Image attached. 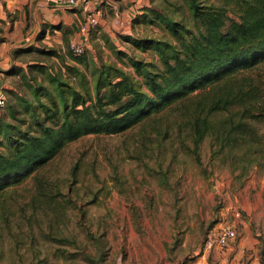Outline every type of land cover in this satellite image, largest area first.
Segmentation results:
<instances>
[{"label": "rangeland", "instance_id": "1", "mask_svg": "<svg viewBox=\"0 0 264 264\" xmlns=\"http://www.w3.org/2000/svg\"><path fill=\"white\" fill-rule=\"evenodd\" d=\"M168 3L187 11L182 0L147 4L169 10ZM100 25L87 36L88 78L103 62L130 72L128 57L158 63L152 46L142 48L133 39L169 36L157 21L134 27L124 22L118 25L130 26V33L119 34L115 45L107 32H98ZM44 41L22 50L48 47ZM48 48L71 62L66 45ZM36 59L66 74L60 58L35 51L15 55L16 67L24 72ZM33 72L44 78L38 69ZM8 77L0 88L7 103L16 104L18 95L31 98L19 75ZM180 108L121 133L72 141L34 176L1 192L0 264H264V166L241 176L212 155L209 138L199 146L198 162L185 147L192 144L188 130L179 127ZM0 116L11 120L5 109ZM38 191L45 195L33 200ZM224 225L236 227L234 242L208 247V237Z\"/></svg>", "mask_w": 264, "mask_h": 264}, {"label": "trees", "instance_id": "2", "mask_svg": "<svg viewBox=\"0 0 264 264\" xmlns=\"http://www.w3.org/2000/svg\"><path fill=\"white\" fill-rule=\"evenodd\" d=\"M182 2L185 12L172 2L169 10L147 4L131 19L133 27L157 21L169 35L133 39L142 48L152 46L158 63L128 57L132 72L103 62L88 78L87 57L73 55L68 46L70 63L54 48L16 51L60 58L66 74L40 59L24 72H9L29 86L31 98L18 95L21 110L7 100L1 108L11 120L0 116V193L34 176L72 141L124 132L179 104L178 124L192 144L185 147L198 162L199 146L209 138L212 155L241 176L264 166V70L254 73L264 67V0ZM36 69L44 74L40 81ZM43 195L38 191L33 200Z\"/></svg>", "mask_w": 264, "mask_h": 264}, {"label": "crops", "instance_id": "3", "mask_svg": "<svg viewBox=\"0 0 264 264\" xmlns=\"http://www.w3.org/2000/svg\"><path fill=\"white\" fill-rule=\"evenodd\" d=\"M147 3L148 0H90L89 6L101 10L98 32H107L115 44L119 34L130 33V26H119V20L134 18L138 8ZM83 20V10L56 0H0V86L17 66L18 49L37 45L43 39H48L44 41L48 47L64 48L80 37Z\"/></svg>", "mask_w": 264, "mask_h": 264}, {"label": "built area", "instance_id": "4", "mask_svg": "<svg viewBox=\"0 0 264 264\" xmlns=\"http://www.w3.org/2000/svg\"><path fill=\"white\" fill-rule=\"evenodd\" d=\"M57 2L66 3L74 8L83 10L84 20L82 24L79 26L80 37L73 42H70L68 49L75 56H80L84 53L86 45L88 43V32L89 29L96 28L101 24V10L98 7L90 8V0H56ZM131 18H127L124 20H119V24H123L124 22L130 23ZM6 98L3 96L2 91L0 89V109L4 106ZM238 215V212L235 213ZM237 237L236 227L230 225L220 226L216 232L208 237L206 241V245L210 246H218L220 248L228 247L231 245Z\"/></svg>", "mask_w": 264, "mask_h": 264}, {"label": "water", "instance_id": "5", "mask_svg": "<svg viewBox=\"0 0 264 264\" xmlns=\"http://www.w3.org/2000/svg\"><path fill=\"white\" fill-rule=\"evenodd\" d=\"M1 83V82H0ZM0 88H1V86H0Z\"/></svg>", "mask_w": 264, "mask_h": 264}]
</instances>
